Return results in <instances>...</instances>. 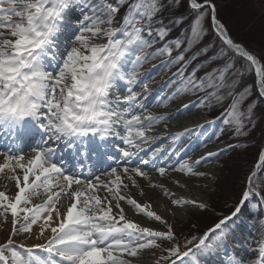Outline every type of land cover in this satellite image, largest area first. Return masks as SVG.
<instances>
[{"label":"snow or ice","instance_id":"obj_1","mask_svg":"<svg viewBox=\"0 0 264 264\" xmlns=\"http://www.w3.org/2000/svg\"><path fill=\"white\" fill-rule=\"evenodd\" d=\"M175 30L178 36L145 53ZM161 55L178 66V83L157 106L199 95L200 106L221 110L206 121L221 122L217 138L250 135L264 105V62L232 38L213 0H0V175L16 189L0 190V228L7 230L0 264H135L145 252L156 257L153 264H201L221 255L229 222L249 205L261 219L253 239L245 238L247 256L237 242L222 264H264V147L230 215L183 244L169 222L209 207L173 191L187 185L172 174L214 180L198 169L225 149L193 160L181 158L184 147L153 148L156 125L168 117L142 102L148 83L139 69ZM93 159L111 163L94 171ZM140 179L160 190L167 216L154 209Z\"/></svg>","mask_w":264,"mask_h":264},{"label":"rangeland","instance_id":"obj_2","mask_svg":"<svg viewBox=\"0 0 264 264\" xmlns=\"http://www.w3.org/2000/svg\"><path fill=\"white\" fill-rule=\"evenodd\" d=\"M218 1L220 3L223 0ZM249 1L250 3H248V5L251 4L252 6H254L258 15L262 17L261 21L258 22L257 27L255 25L253 27L258 28L259 30H264V0ZM221 4L224 5V2H222ZM78 15L79 13H77V16ZM234 15L235 18L233 17V19L235 20L233 21L235 22V24H238L237 28L241 30L244 24L243 21L241 22V20L238 19L239 12L235 13ZM179 34V30L173 31L166 42L175 38ZM209 39H211V37H209ZM162 45L163 44H160L158 47H154V49L159 48ZM154 46H156V44ZM173 55H175V52L173 53ZM260 56L264 57V50H262V52L258 55L259 58ZM154 59L155 58L149 57L147 62H145L139 69V73L148 75L145 78L148 82L147 96L146 98L142 99V102L147 106L148 111L158 116H167L168 119L164 122L170 121L171 118L176 117L179 112H183L186 115H198L203 119L200 124L189 126L187 128V131L185 129L182 138L178 139V143H180L182 146L185 142L183 143L180 141L183 139V137H186L187 134H190L193 137L200 136V140L199 142H197L199 146L198 149L196 150L193 148V151L187 152V154L182 158L187 159L190 157L194 160L201 156L199 155L198 151H216L217 149H225V151L220 155L219 159H216L215 157L210 158L206 164L199 167L198 169L199 171H205L213 174L215 176L214 180L203 177L185 176L188 180L196 182L198 186H201L203 188L206 198L205 202L209 205V207L206 210H188L185 217L176 218L171 222L174 226V231L178 237L179 242L183 244L185 238L199 236L209 228H212L215 223H217L224 216H227L233 210V206L239 201L241 193L244 190V178L247 175L248 170L253 167L255 162L257 161L259 151L264 142V105H260L255 110V127L250 130V135L246 139L237 140L229 134H223L220 135L219 138H217V133H219V130L222 126L221 122L219 120H216V122L213 124L207 123L206 121L215 120L221 110L218 108L209 110L205 107L200 106L199 95L182 96L178 99H174L170 103H168L167 107L157 106L160 101H162L165 97L172 95V93L175 91L178 80L173 76V73L177 71L178 66L170 65V58L166 55L157 56V60ZM155 63H157V65H155ZM247 78L248 77L244 79V83L252 84L253 81ZM173 81L176 82L174 83ZM139 91L141 93L144 92L141 90ZM155 93L157 94L155 95ZM180 102H182V104L189 103V108L187 110L177 108L176 106ZM213 126L215 127L212 128ZM203 136H205V138ZM228 144L235 145L236 147L228 148ZM245 144L247 145L246 147ZM203 145H206V147H204ZM140 180L144 182L143 179ZM149 189L154 193L160 192L157 188ZM41 199H43V197L37 198L36 201L39 202V200ZM245 209L246 207L243 209V211H245ZM260 219V215L257 218H251L252 226L256 227ZM244 221L248 225L249 221L247 220L246 222L245 219ZM238 223H241L240 218L238 219ZM252 226H249L253 233L251 238H247V241L249 242L257 233V229H253ZM234 227L236 228L238 234L241 233L235 224ZM6 235L7 230L4 228H0V243L5 240ZM170 246V244L162 245V247ZM243 246L244 250L242 251V253L246 252L247 248L246 244ZM208 256L209 260L212 263V257L210 255ZM204 258L205 256L202 257L201 260L203 263ZM155 259V256L149 255L147 252H145L143 256L135 262V264H153ZM205 263H207L206 260Z\"/></svg>","mask_w":264,"mask_h":264},{"label":"bare ground","instance_id":"obj_3","mask_svg":"<svg viewBox=\"0 0 264 264\" xmlns=\"http://www.w3.org/2000/svg\"><path fill=\"white\" fill-rule=\"evenodd\" d=\"M181 105H182V102L177 104L176 107L181 108ZM202 121H203L202 117H200L198 115H186L185 113L180 112L176 115V117L171 118L170 121L164 122L160 125H156L157 132L155 134H157L159 136L158 139H164V138L167 139L164 142L165 145H163V146L165 148H167V150L169 152H171L172 148L175 147V142H173L171 139L172 135L176 134V133H182V135H183L185 129H187L189 126L200 124ZM182 135L179 138H182ZM187 144H188V142H185L184 145L186 146ZM191 144L192 143H189L188 145H191ZM155 147H156V145H155ZM200 154H204V152L200 151ZM149 174L153 177L154 182H156V183L160 182L161 178L159 177V175L157 173L152 172ZM172 175L175 177L181 178L182 182L187 185L186 189L174 188L173 191H175L177 194L185 196V197H189V198L198 197V198L202 199L203 201L206 200L205 192H204L203 188L201 186H198L196 184V182H194L192 180H188L185 176L181 177L180 174H177V173H173ZM0 176H1L0 190H5L4 185L7 184V191H9L10 194H14L16 189H15V184L13 183V181H7L4 179L3 175H0ZM139 183L141 184L142 188H144L145 192H147L148 197H150L154 201V203H153L154 209L157 210L160 214L167 216L168 214L163 208V205L167 202L162 199L161 192L154 193L153 191H151L147 187L145 181L143 182L142 180H139ZM164 183L167 184V181L165 180ZM132 195L135 198L140 199V197L137 195L135 189L132 190ZM41 201H42V199L39 200V202L35 200V203H40ZM187 212H188V210L182 211V212H179L175 217H169V222L171 223L176 218L185 217L187 215ZM128 215H129V218H131L137 222H140L143 226L156 227V224L154 222L148 221L146 218H143L141 216H134L131 212H129ZM242 256L246 257L247 252L245 254L243 253Z\"/></svg>","mask_w":264,"mask_h":264},{"label":"trees","instance_id":"obj_4","mask_svg":"<svg viewBox=\"0 0 264 264\" xmlns=\"http://www.w3.org/2000/svg\"><path fill=\"white\" fill-rule=\"evenodd\" d=\"M217 6V15L220 20H222L231 36L235 37L238 41L245 44L246 48L251 52L259 55L262 50H264V30H259L257 27L258 22L261 21L262 17L258 15L255 7L252 6L249 0H223L224 5H222L218 0H213ZM226 3V4H225ZM248 5V6H247ZM251 7V8H249ZM183 11V9H181ZM239 12V20L243 21V28L239 30L238 24H235L233 17L235 18V13ZM250 12V13H249ZM241 13V15H240ZM256 27H253V26ZM165 43L166 41H162ZM161 42L157 43L160 45ZM256 48V49H255ZM262 62H264V57L260 56ZM249 80L253 81V76H247ZM250 210V205L247 206ZM246 208V209H247ZM252 209V207H251Z\"/></svg>","mask_w":264,"mask_h":264},{"label":"water","instance_id":"obj_5","mask_svg":"<svg viewBox=\"0 0 264 264\" xmlns=\"http://www.w3.org/2000/svg\"><path fill=\"white\" fill-rule=\"evenodd\" d=\"M232 38H233L235 41H237L236 38H234V37H232ZM237 42L243 44L242 42H239V41H237ZM243 45H244V44H243ZM244 46H245V45H244Z\"/></svg>","mask_w":264,"mask_h":264}]
</instances>
